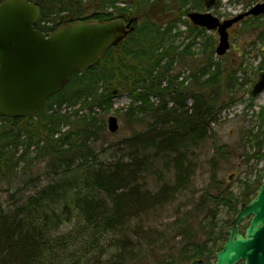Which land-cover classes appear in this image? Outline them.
<instances>
[{"label": "trees", "instance_id": "1", "mask_svg": "<svg viewBox=\"0 0 264 264\" xmlns=\"http://www.w3.org/2000/svg\"><path fill=\"white\" fill-rule=\"evenodd\" d=\"M26 1L41 4V21L35 27L47 34L81 23L128 22L134 17L142 21L134 24L136 31L120 45L109 48L94 67L75 74L61 93L48 99L40 114L26 118L0 116V186L5 184L8 191L17 192L33 184L41 177L34 174L39 163H45V171L58 176L78 172L70 182L50 184L27 198L13 215L0 206V264H185L195 258H203L207 264L215 255L212 246L219 240L215 236L222 232L218 208L224 206L236 214L240 204L250 203L257 195L261 177L247 182L242 197L234 198L214 174L215 194L202 198L174 222L146 227L142 220L165 203L175 189L166 190L169 186H165L156 194L133 189L138 173L133 155L123 153L115 162H101L108 144L107 127L104 118L94 112L99 108L109 113L114 108L115 92L128 90L130 103L116 114L123 112L133 134L125 139L128 142L120 143L175 156L178 186L186 183V151L209 136L211 125L236 102L237 95L222 84L223 80H234L232 74L223 78L224 72L215 61L213 36H205L211 52L192 73V84H186L188 80L177 71L188 52L169 42L172 26L188 17L191 10L202 11L203 0H172L177 6L175 18L168 20L166 29H162L161 21L170 14L166 0ZM186 25L187 34L194 40L204 37L205 29L188 22ZM263 70L264 59L258 68L259 72ZM248 83L252 82L243 85ZM101 84L105 88L101 86L99 92ZM189 100L194 102L191 107ZM257 119L256 127L242 138L252 141L247 157L258 164L264 162V107ZM146 135L147 142H135ZM215 151L227 154L228 148L216 146ZM69 188L74 192L59 213L50 205ZM74 214L81 218L77 232L83 236L82 242L77 245L71 234L54 241L51 236L62 227L61 218L66 216L69 223ZM132 223L136 226L130 235ZM162 252L167 254L158 256Z\"/></svg>", "mask_w": 264, "mask_h": 264}, {"label": "rangeland", "instance_id": "2", "mask_svg": "<svg viewBox=\"0 0 264 264\" xmlns=\"http://www.w3.org/2000/svg\"><path fill=\"white\" fill-rule=\"evenodd\" d=\"M166 2L170 14L161 20L164 21L162 29L167 28L168 20L171 21L172 18H175L173 16L175 14L174 9L177 7L172 4V0H166ZM261 2L262 0H220L214 8L208 10L221 21H227L246 13ZM119 5L124 6V4ZM208 10L204 8L201 12H207ZM195 11L199 10H191L189 13ZM139 20L140 25L142 19ZM187 22L190 26L195 27L188 17H182L181 21L176 22L172 26L174 29L173 35L168 38L169 42H174L175 46L180 47V51H184L187 48L188 53H185L183 56V65L181 67L178 65L177 71L182 72L183 78L188 80L186 84H192V73L198 71L199 64L203 63L207 55L211 52L209 50L211 47L206 48L207 39L205 36H213L215 41V61L220 64V68L224 72L223 78L232 74L234 80L233 83H227L226 80H223L222 84L229 88L228 91L231 94L237 93V95L236 102L226 107L218 116L215 123L211 125L209 136L204 141L192 145L186 151L187 159L185 166L188 172L184 185L178 186V177L174 164L175 156L160 154L150 147H147L145 150L141 147L134 149L132 146L130 147L129 145L120 143L128 142L125 139L131 137L133 134L130 130L132 125L126 124L123 112L119 115L116 114L117 110L119 111L129 105L128 90L121 89L122 93L115 92L116 95L112 100L114 108L109 113H104L99 108L94 109V112L99 118H104L107 127L105 136L108 144L104 148L105 152L100 156L101 162H115L123 153L133 155L134 165H137L135 166V170L138 172L132 184L133 189L136 188L142 193L150 192L151 194L159 193L164 190L165 186H169L166 190L175 189L173 195L165 199V203L156 206L142 220L141 223H144L146 227H157L174 222L184 213L190 211L193 206L200 203L202 198L208 199L209 194H215L214 185H212V177L214 174H216L217 179L222 183V187L228 193L233 194L234 198H239L243 195L246 188L245 184L247 182L253 183L260 179L264 170V162L257 164L255 160L248 159L247 153L252 152L249 142L252 141L248 138H242L247 130L252 129L253 126L254 128L256 127L258 122L257 116L261 108L264 107V93L257 97L252 95L253 87L257 83L261 73L258 71L259 64L264 59V16L248 17L229 29L231 48L222 57L216 54L219 46V34L205 29L204 37L194 40L193 35L187 34L189 29L186 25ZM179 32L184 33V35L177 36ZM247 81H251L252 83L243 85ZM101 86L105 88L103 84L99 85V92L103 90ZM224 99H226V96ZM226 101L228 100L226 99ZM152 102L158 103L155 98H152ZM187 104L191 107L194 102L193 100H189ZM172 107L173 104L170 103L168 108L171 109ZM76 108H79V106ZM73 110L71 109V111ZM113 116L118 119L119 124V131L114 134L108 130L109 119ZM148 138L146 135L135 142H147ZM225 145L228 148L227 154H216V146ZM98 146L101 148L100 144ZM216 163L218 164L217 168ZM22 166L18 168V171L22 169ZM34 174H40L41 177L33 184L21 187L17 192L8 191L5 184L0 186V206L6 210L7 214H15V211L21 206L23 201L46 188L48 185L62 183L64 180L70 182L76 178L75 172L59 176L49 173L45 171V163H39L34 169ZM20 179L21 177L17 181L21 186ZM260 183L263 184L262 177ZM73 192L74 190L69 188L66 193L64 191L59 193L60 197L55 198L54 205L50 206L60 213L62 206L70 202L69 198ZM240 208L241 204L238 210ZM236 216L237 213H230L227 207L220 206L218 208V227L222 229L220 235L222 233L223 235L222 237L220 235L215 236V238L219 239L217 244L212 246L215 255L207 264H216L217 253L226 245L228 236H230L232 222ZM70 220L71 222L68 223L66 216L61 218L62 227L51 236L54 241L61 239L63 236L67 238L71 234L72 238L77 239V245L82 242L83 236L77 232L79 231L80 225H82L81 218L77 214H74ZM247 223L248 220L243 222L241 225L242 230L245 229ZM131 226L130 235L133 233L136 224L132 223ZM227 234L229 235L226 236ZM221 238L225 239L221 240ZM159 255H163V253H159ZM67 259L65 257V260ZM71 263L68 262V264ZM151 264H154V262L152 261Z\"/></svg>", "mask_w": 264, "mask_h": 264}, {"label": "water", "instance_id": "3", "mask_svg": "<svg viewBox=\"0 0 264 264\" xmlns=\"http://www.w3.org/2000/svg\"><path fill=\"white\" fill-rule=\"evenodd\" d=\"M217 0H205L211 10ZM41 4L6 0L0 4V116L26 118L41 113L48 99L61 93L77 73L94 67L109 48L123 43L136 30L137 18L128 22L81 23L65 26L52 34L36 29L41 21ZM264 15V0L248 12L221 21L210 11L192 12L188 18L196 27L219 34L218 56L230 50L229 29L247 17ZM264 93V71L254 85V97ZM108 130L119 131L111 117ZM263 184L249 204H243L232 222L229 240L216 264H264V170ZM251 219L244 231L241 225ZM189 264H203L194 260Z\"/></svg>", "mask_w": 264, "mask_h": 264}, {"label": "flooded vegetation", "instance_id": "4", "mask_svg": "<svg viewBox=\"0 0 264 264\" xmlns=\"http://www.w3.org/2000/svg\"><path fill=\"white\" fill-rule=\"evenodd\" d=\"M219 1H220V0H217V3H216V4H218ZM203 5H204V8H205L206 10H208V9L206 8V6H205V0H203ZM196 12H201V11H196ZM207 12H208V11H207ZM201 13H205V12H201ZM249 223H250V220L248 221L247 226L249 225ZM228 240H229V236H228L227 242H228ZM223 248H224V247H223ZM162 253L164 254V252H162ZM194 260H201V261L203 262V264H206V261H205L203 258H195V259H193V260H191V261H189V262H187V263H185V264L191 263V262H193ZM237 264H245V262H244V261H240V262L237 263Z\"/></svg>", "mask_w": 264, "mask_h": 264}]
</instances>
